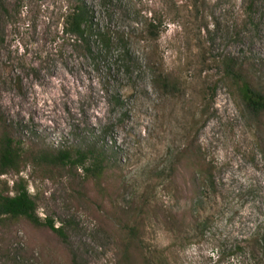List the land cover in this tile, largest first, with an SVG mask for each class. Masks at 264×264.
I'll return each instance as SVG.
<instances>
[{"label": "rangeland", "instance_id": "1", "mask_svg": "<svg viewBox=\"0 0 264 264\" xmlns=\"http://www.w3.org/2000/svg\"><path fill=\"white\" fill-rule=\"evenodd\" d=\"M108 1L87 0L96 30L114 42L108 51L94 35L90 55L64 31L70 0H0V113L26 143L104 149L117 165L115 201L148 199L144 239L157 264H264L256 244L264 233V115L249 113L225 71L228 59L246 63L264 90L263 2ZM154 17L158 39L149 29ZM168 73L179 80L176 90L154 82ZM191 138L211 174L199 170L195 194L191 172L181 169L168 190L156 172L169 173ZM24 175L39 216L64 225L67 243L25 222L0 228V264H116L113 240L90 206L72 198L67 176L33 166ZM170 212L188 213L179 234Z\"/></svg>", "mask_w": 264, "mask_h": 264}, {"label": "trees", "instance_id": "2", "mask_svg": "<svg viewBox=\"0 0 264 264\" xmlns=\"http://www.w3.org/2000/svg\"><path fill=\"white\" fill-rule=\"evenodd\" d=\"M259 1L264 4V0ZM70 3L71 6L64 19V31L82 41V46L90 55H94L90 45L91 37L94 35H97L102 46L110 51L114 44L112 35L96 30L94 10L87 0H70ZM149 29L155 39H158L159 26L155 17L151 19ZM124 57L126 61L128 58L132 60L129 57V51H124ZM245 64H239L235 59H228L225 62V71L239 85L249 113L255 117H262L264 90L255 87L251 76L247 73L251 66ZM154 82L165 91L176 90L179 86V80L173 73L155 75ZM261 143L260 146L264 151L263 138ZM29 166L36 167L40 175L53 177L59 174L70 179L72 198L76 202L84 201L90 206L104 233L113 240L117 249L116 264H157L151 257L152 252L144 239L148 199L127 205L115 201L113 193L120 190L115 173L117 165L112 162L104 149L95 146L84 150L58 149L44 143H26L15 135L13 127L1 113L0 181L4 183L5 189L0 191V228H11L25 222L36 230H49L67 243L65 226L57 225L49 217L42 219L38 214L39 196L30 192V182L24 175V170ZM171 166L169 173L156 172L155 175L157 178L169 179L171 186L168 190L177 186L176 180L182 169L183 172H191L190 182L194 186V193H198L197 175L199 170L207 166L203 163L201 147L197 140L191 138ZM79 169L84 172L80 179L77 178ZM206 171L211 174L209 167ZM11 174L17 175V179L12 181L1 179ZM187 218L188 213L178 215L170 212L167 215L169 224L178 234L182 232ZM256 244L262 250L264 261V233L256 240ZM1 252L8 254L9 251L8 248H4ZM33 253V250H29L28 257L31 258ZM23 257L27 258L26 253H23ZM72 260L74 264H77L75 258ZM45 264H51V261Z\"/></svg>", "mask_w": 264, "mask_h": 264}, {"label": "bare ground", "instance_id": "3", "mask_svg": "<svg viewBox=\"0 0 264 264\" xmlns=\"http://www.w3.org/2000/svg\"><path fill=\"white\" fill-rule=\"evenodd\" d=\"M69 81V88H73V89H75L76 88V84L75 83H72V80L71 79H69L68 80ZM55 81H53V80H51V84L52 85H55V83H54ZM95 83V82H94ZM56 97H58V92L56 93ZM41 104V103H40ZM40 106V105H39ZM42 106V105H41ZM41 108V107H40ZM47 108V107H46ZM49 111V110H48Z\"/></svg>", "mask_w": 264, "mask_h": 264}]
</instances>
